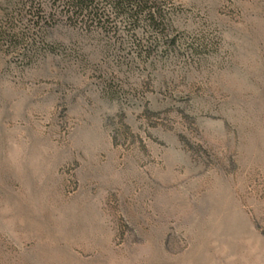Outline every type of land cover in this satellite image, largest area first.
Segmentation results:
<instances>
[{
  "label": "rangeland",
  "instance_id": "obj_1",
  "mask_svg": "<svg viewBox=\"0 0 264 264\" xmlns=\"http://www.w3.org/2000/svg\"><path fill=\"white\" fill-rule=\"evenodd\" d=\"M15 1L0 264H264V0H156L163 40L36 26Z\"/></svg>",
  "mask_w": 264,
  "mask_h": 264
},
{
  "label": "trees",
  "instance_id": "obj_2",
  "mask_svg": "<svg viewBox=\"0 0 264 264\" xmlns=\"http://www.w3.org/2000/svg\"><path fill=\"white\" fill-rule=\"evenodd\" d=\"M17 14L34 25L47 21L62 22L87 32H110L116 25L150 31L155 40L166 25V17L156 0H16ZM29 17V19H27ZM10 43H24L27 51L35 49V41L25 29L11 25L2 31Z\"/></svg>",
  "mask_w": 264,
  "mask_h": 264
}]
</instances>
